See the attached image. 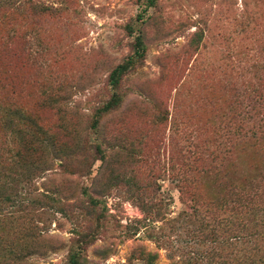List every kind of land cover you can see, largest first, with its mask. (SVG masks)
Masks as SVG:
<instances>
[{
  "label": "rangeland",
  "instance_id": "374dc122",
  "mask_svg": "<svg viewBox=\"0 0 264 264\" xmlns=\"http://www.w3.org/2000/svg\"><path fill=\"white\" fill-rule=\"evenodd\" d=\"M0 264H264V0H0Z\"/></svg>",
  "mask_w": 264,
  "mask_h": 264
},
{
  "label": "trees",
  "instance_id": "16d2710c",
  "mask_svg": "<svg viewBox=\"0 0 264 264\" xmlns=\"http://www.w3.org/2000/svg\"><path fill=\"white\" fill-rule=\"evenodd\" d=\"M135 58H131L129 59V61L121 66H119L111 75V84H112V87L117 90L119 89L120 85H121V82H122V79L123 77L125 76V73L127 71H130L131 70V67H133V65H135ZM122 104V98L121 97H114V99H112L109 103H107L104 108H103V112L105 113H109V112H112V111H115L117 108H119ZM250 205L253 204V200L251 199L250 200ZM255 209L259 210V211H262L260 209L259 206H255Z\"/></svg>",
  "mask_w": 264,
  "mask_h": 264
}]
</instances>
